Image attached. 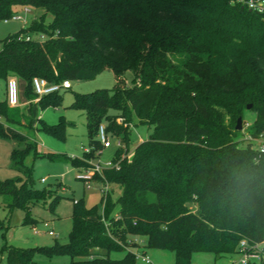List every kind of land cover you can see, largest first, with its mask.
Listing matches in <instances>:
<instances>
[{"label": "trees", "instance_id": "obj_1", "mask_svg": "<svg viewBox=\"0 0 264 264\" xmlns=\"http://www.w3.org/2000/svg\"><path fill=\"white\" fill-rule=\"evenodd\" d=\"M245 1L0 0V19L12 18L17 5L42 10L7 36L0 50V79L24 80L31 106L57 108L63 98L61 91L39 97L35 77L89 80L106 69L116 77L112 89L74 94L70 106L87 114L91 149L83 158L62 160L88 169L104 148L98 137L103 124L126 143L116 152L117 165L95 175L119 184V196L103 193L101 209L75 202L68 243L5 244L0 264L4 254L7 264H54L38 262L39 253L68 254L71 264H139L132 250L111 257L135 245L129 240L136 235H145L148 246L173 251L176 264H191L198 251L239 254L244 239L264 243V153L236 129L238 117L246 122L245 113L254 112L250 133L264 139V14ZM128 71L133 86L126 83ZM40 120L11 107L7 98L0 101V138L27 143L25 150H14L16 159L32 150L45 154L23 129L64 138V119ZM138 124L154 128L132 149L129 135ZM53 192L34 188L29 171L25 178L0 179V195L9 196L6 208H23L28 224L35 223L31 205Z\"/></svg>", "mask_w": 264, "mask_h": 264}, {"label": "rangeland", "instance_id": "obj_2", "mask_svg": "<svg viewBox=\"0 0 264 264\" xmlns=\"http://www.w3.org/2000/svg\"><path fill=\"white\" fill-rule=\"evenodd\" d=\"M15 14L22 18L0 19V50L3 47L2 41L9 35L15 34L23 27L29 26L31 21L42 14V10L26 7L14 6ZM19 100L25 102L26 83L20 81ZM71 86L62 89V104L55 107L42 109L37 107L38 115L35 117V123H41L42 119L48 124H58L64 119L67 124L61 129L64 138L57 137L42 130L23 129L37 142L41 153L36 154L35 150L29 151L22 157L15 158L14 150H25L26 141L12 137L0 138V179H17L26 177L29 171L34 179V188L44 190L53 188L54 192L48 196L45 202H39L31 205L30 214L35 223H25L26 211L23 208H16L13 212L4 206V202L9 200V196L0 195V220L4 222L5 232L0 230V249L5 245H14L18 247L32 246H52L56 243L65 244L70 240V234L73 228V211L75 201L84 200L87 207L98 206L101 209V196L103 194V182L95 178L90 181L91 187L80 176L84 173L77 170L70 162H65L62 158L65 156L83 158L85 152L91 149L89 144L87 114L84 110L72 108L76 92L89 93L98 89H112L116 84V77L112 70L106 69L100 72L96 77L89 80H72ZM126 83L128 86L134 85V75L132 71L126 73ZM7 98L6 81L0 79V101ZM20 105V104H19ZM20 107V106H18ZM34 117V115H33ZM256 114L251 111L245 113L246 122H242L240 138L248 141L250 132L254 129V120ZM42 124V123H41ZM104 125V124H103ZM41 127V126H40ZM105 127V125H104ZM153 125L138 124L133 126L129 135V146L134 148L138 143L147 140L153 132ZM106 130V127H105ZM109 135V133L106 131ZM112 143L111 148H103L92 160L93 164L101 167H107L112 163L117 150L126 143L120 137L109 135ZM119 142L121 144H119ZM103 145V144H102ZM132 149L128 154L131 155ZM126 148H124V151ZM123 154L122 157L125 156ZM51 156H55L52 159ZM92 165L85 170H91ZM44 179V180H43ZM109 192L114 197L118 196L120 185L117 183L108 184ZM59 196L54 210L50 209V203L55 196ZM192 209H196L191 205ZM46 223L48 224L46 226ZM48 230H53L55 235H49ZM38 231V232H37ZM4 233V234H3ZM130 245L126 250L114 251L111 257L122 258L127 250H132L137 254L139 264H147L144 256H147L152 264H176V255L173 251L164 248H156L147 245L145 235H136L129 240ZM264 245V243H263ZM35 259L41 263L71 264L72 258L68 254H36ZM239 254L216 256L213 252L198 251L194 252L191 258V264H231L233 260H238ZM7 264L6 255H3L2 263Z\"/></svg>", "mask_w": 264, "mask_h": 264}, {"label": "built area", "instance_id": "obj_3", "mask_svg": "<svg viewBox=\"0 0 264 264\" xmlns=\"http://www.w3.org/2000/svg\"><path fill=\"white\" fill-rule=\"evenodd\" d=\"M245 3L250 10L259 14H264V0H246ZM27 9L29 8L26 7V10ZM12 18L21 19L22 16L14 14ZM5 21L7 22L8 19H6ZM39 38L44 39L45 35L40 34ZM28 39H30V37H28ZM17 79V77L11 76L7 82V99L11 107H17L20 104L19 86ZM33 85L35 92L39 97H41L45 94L60 92L62 91V89L70 87L71 82L69 80H63L60 83H51L44 78L35 77L33 79ZM98 137L104 148H109L112 145L109 135L106 133L104 125H100ZM248 141H256L257 149L261 153H264V139L262 137H260L259 139H254V137H252V135L250 134V137H248ZM119 144L121 143L119 142ZM91 165L93 167L91 170H80V172L84 171V173L80 177L88 183V188L91 187L90 181L94 180V175L96 173L101 174L103 169L105 168L101 167L98 164L91 163ZM116 165L117 164L112 162L109 163L107 167H114ZM108 184L109 183L103 182L102 188L104 194H107L109 192ZM47 225L48 224L46 223V226ZM48 233L50 235H55L53 230H49ZM144 260L147 264H152L151 260L147 256H144ZM252 262L264 263V245L263 243L250 244L247 240L244 239L240 242L239 259L233 260L231 264H250Z\"/></svg>", "mask_w": 264, "mask_h": 264}, {"label": "crops", "instance_id": "obj_4", "mask_svg": "<svg viewBox=\"0 0 264 264\" xmlns=\"http://www.w3.org/2000/svg\"><path fill=\"white\" fill-rule=\"evenodd\" d=\"M6 81V80H5ZM20 81H23L24 83H25V81L24 80H21L20 79ZM7 82L8 81H6V90H7ZM6 99V98H5ZM4 100V99H3ZM2 101V100H1ZM21 108H22V110L26 113V114H31L32 116L34 115V119H35V117L38 115V112H37V107H38V105H35V106H31V104L29 103V101L28 100H26L25 102H23V103H20V105H19ZM112 147V145L109 147V148H111ZM77 169V168H76ZM77 170H79V169H77ZM120 190H121V188H120ZM120 193H121V191L118 193V196L120 195ZM4 206L6 207V203L4 202ZM49 231V230H48ZM49 234V233H48ZM50 235V234H49Z\"/></svg>", "mask_w": 264, "mask_h": 264}, {"label": "water", "instance_id": "obj_5", "mask_svg": "<svg viewBox=\"0 0 264 264\" xmlns=\"http://www.w3.org/2000/svg\"><path fill=\"white\" fill-rule=\"evenodd\" d=\"M252 107V105L251 104H249L248 105V108H251ZM242 122H243V118L240 116V117H238V120H237V126H236V129L237 130H241L242 129Z\"/></svg>", "mask_w": 264, "mask_h": 264}]
</instances>
